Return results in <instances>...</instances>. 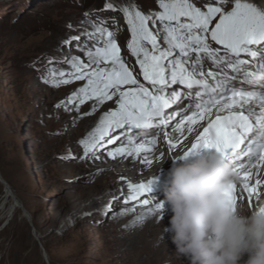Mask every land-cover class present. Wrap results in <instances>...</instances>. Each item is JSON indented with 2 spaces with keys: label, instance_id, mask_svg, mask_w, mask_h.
<instances>
[{
  "label": "snow or ice",
  "instance_id": "snow-or-ice-1",
  "mask_svg": "<svg viewBox=\"0 0 264 264\" xmlns=\"http://www.w3.org/2000/svg\"><path fill=\"white\" fill-rule=\"evenodd\" d=\"M225 3L217 0L202 10L190 0H158L160 11L148 15L135 3L121 7L131 34L127 49L135 57L138 73L122 56L106 21L95 14H84L81 24L90 22L91 30L85 27L78 35L61 41L59 50L67 46L68 55L59 61L48 59L40 75L42 82L51 87L85 82L56 108L69 110L71 105L78 111L80 105L91 100L95 101L92 111L84 114L91 115L99 105L115 98L116 107L105 112L80 141L84 148L80 159H101L99 150L126 137L127 142L108 151L107 156L139 157L141 164H151L147 153L154 150L157 140L138 142L134 137L139 132L164 130L167 150L172 152L187 139L185 133L191 134L199 126L202 130L177 158H187L201 148L220 152L233 164L239 187L251 204L252 196L264 185L259 178V169L264 165V10L247 0H234L230 10L222 7ZM104 8L116 10L107 0ZM74 46L84 52L87 61L71 55ZM58 64L69 65V70L58 68ZM141 76L151 87L141 82ZM184 101L188 102L186 108ZM254 104L259 107L258 113L252 108ZM173 105L183 110L166 111ZM176 120L174 130L183 138L179 141H173L166 130ZM117 130L122 131L112 135ZM75 158L71 154L61 157ZM154 183L155 177L146 182H128L125 203L134 201L146 209L147 215H160L162 204H154L146 196ZM237 187L233 185L231 193H226L233 205L240 199Z\"/></svg>",
  "mask_w": 264,
  "mask_h": 264
},
{
  "label": "rangeland",
  "instance_id": "rangeland-1",
  "mask_svg": "<svg viewBox=\"0 0 264 264\" xmlns=\"http://www.w3.org/2000/svg\"><path fill=\"white\" fill-rule=\"evenodd\" d=\"M105 2L0 0V175L20 203L19 208L8 215L12 197L6 198V206L0 210V264L104 262L101 257L106 243L103 236L97 237L96 233L108 220L109 208L103 204L96 208L88 207L78 215L86 218L81 222L75 219L77 216L70 217L75 206L84 205L98 197L99 191L108 192L110 188H99L82 170L66 168L61 172L55 165L68 163L71 159L61 157L69 154L84 155L82 147L80 152L67 147L70 136H65L67 128L64 129V121L54 110L85 82L73 81L68 85L51 87L42 82L40 75L48 59L59 61L68 55L67 46L63 51L59 50L61 41L78 35L85 27L91 30L90 22L81 24L85 13L98 15L106 21L122 56L130 67L134 65L135 57L127 49L131 34L120 9L135 3L145 15L154 14L160 11L158 0H107L115 11L106 10ZM190 2L206 10L205 5L216 4L217 0ZM247 2L264 10V0ZM233 3L234 0H226L222 7L230 10ZM112 19H115V25ZM69 24L72 29L68 28ZM71 55L87 61L84 52L75 46ZM57 67L69 70L66 64H58ZM68 107L73 108L71 105ZM57 132L61 134L56 135ZM79 157L76 161H81ZM3 200L5 190L0 182V205ZM95 209L99 211L91 218ZM23 210L28 213L27 218Z\"/></svg>",
  "mask_w": 264,
  "mask_h": 264
},
{
  "label": "bare ground",
  "instance_id": "bare-ground-1",
  "mask_svg": "<svg viewBox=\"0 0 264 264\" xmlns=\"http://www.w3.org/2000/svg\"><path fill=\"white\" fill-rule=\"evenodd\" d=\"M133 64L136 65L135 59H133ZM134 65L132 67H134ZM135 69L138 73V65L135 66ZM140 80L145 83L146 87H151L147 82L143 81L142 76L140 77ZM248 87L258 90L255 86ZM114 101L115 98L113 101H106L104 104L99 105L96 108V111L92 112L91 115H84L85 113L92 111L95 101L91 100L80 105L78 111L71 107H68L69 110L55 108L54 112L57 117L64 121L62 122L64 123V129L67 128V131L64 132L65 136H70V139H68L66 144L67 147L78 151L82 147L84 150L80 141L88 136L105 112L116 107ZM183 103L186 108L188 102L184 101ZM182 110L183 109L177 105H173L172 109L166 111L171 112ZM83 111L85 113L81 115L80 113ZM176 123H178V120L173 121L172 126L166 130L173 141L183 140L180 133L174 130ZM200 130L202 129L199 128V126H196L193 133H185L187 139L184 140L183 144H178L177 149L172 152H168V146L161 130L150 129L146 132L134 130V132H139V135L134 137L138 142H143L152 138L157 140L154 150L147 153L148 159L152 161L151 164H141L139 157L135 159L131 157H117L112 159L107 156L108 151L121 146L122 143H126V137H121L120 141H117L115 144L107 145L106 148L99 150L97 155H99L101 159H81V161H76V158L80 155L78 156V154H74V157L76 158L71 159L68 163L60 162L55 164L61 172L66 168L70 171L78 169L82 170L83 172L88 173L92 183H95L99 188H110L108 192L99 191L98 197H91L92 199L84 205L75 206L70 217L72 219L73 216H77L75 219L81 222V219L85 220L86 218H80L78 215L88 207L96 208L98 205L103 204L105 207L109 208V211L107 212L109 214L108 220L99 227V230L96 233L97 237L103 236L104 243H106L104 244L105 248L101 257V259L104 260L103 264H190L187 257L180 256L175 251V245L172 243V233L169 226L172 212L169 206L167 204H162L160 216L157 213L147 215L146 209L140 207L136 202L129 201L125 203V197L128 194V182L140 183L145 182V179L147 181L155 177V183L146 196L151 197L154 204L164 201L167 186L166 169L168 168V162L174 157L173 155L181 154L190 147L191 142L195 139V135ZM121 131L122 130H117L115 133H112V135H119ZM199 151L200 149L189 155L187 158L192 159V157ZM162 153L163 155H161ZM98 169H102L103 171L97 173ZM253 171L255 173L256 170ZM121 177H124L125 179L121 180ZM259 178L264 181V165H262L259 170ZM1 179L3 180L2 177ZM255 179L256 176L254 175L253 183ZM239 185L240 179H238L237 182V193L240 196L238 203L244 205L247 209H251L256 202V198L264 194V185L258 189V194L252 196L251 204L248 203L247 193L244 192ZM7 187L8 189L5 190V200L1 203L0 210L6 206V198L12 197L7 209V214L9 215L15 208H19L20 203L12 195L8 185ZM8 190L10 193H8ZM103 205L101 206L102 208L104 207ZM98 211V209L93 210L90 217H94ZM24 217H28L27 212L24 213Z\"/></svg>",
  "mask_w": 264,
  "mask_h": 264
},
{
  "label": "clouds",
  "instance_id": "clouds-1",
  "mask_svg": "<svg viewBox=\"0 0 264 264\" xmlns=\"http://www.w3.org/2000/svg\"><path fill=\"white\" fill-rule=\"evenodd\" d=\"M172 160L161 204L172 212L175 251L190 264H264V198L233 205L226 193L239 177L218 151Z\"/></svg>",
  "mask_w": 264,
  "mask_h": 264
},
{
  "label": "water",
  "instance_id": "water-1",
  "mask_svg": "<svg viewBox=\"0 0 264 264\" xmlns=\"http://www.w3.org/2000/svg\"><path fill=\"white\" fill-rule=\"evenodd\" d=\"M0 182L3 184L4 190L8 189L7 184L1 179V177H0ZM8 193H10L9 190H8ZM23 212L26 213L25 210H23Z\"/></svg>",
  "mask_w": 264,
  "mask_h": 264
}]
</instances>
